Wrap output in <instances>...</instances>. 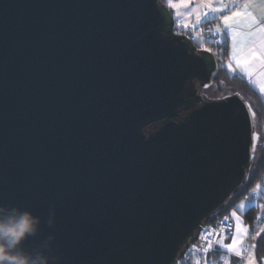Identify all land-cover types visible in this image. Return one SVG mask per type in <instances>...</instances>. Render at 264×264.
<instances>
[{"label": "water", "instance_id": "95a60500", "mask_svg": "<svg viewBox=\"0 0 264 264\" xmlns=\"http://www.w3.org/2000/svg\"><path fill=\"white\" fill-rule=\"evenodd\" d=\"M174 23L160 0H0V204L41 219L26 249L177 264L247 180L255 115L201 95L219 65Z\"/></svg>", "mask_w": 264, "mask_h": 264}, {"label": "trees", "instance_id": "16d2710c", "mask_svg": "<svg viewBox=\"0 0 264 264\" xmlns=\"http://www.w3.org/2000/svg\"><path fill=\"white\" fill-rule=\"evenodd\" d=\"M165 1L166 0H160L162 4H165ZM192 23L194 24V21H192ZM200 24H202V22ZM200 24L197 27L199 29H197L198 31L201 30ZM216 25L218 24L215 20V27ZM215 27L211 25V21L209 20L203 24L202 32H206L208 37L211 32L215 31ZM179 32L186 35L193 33V30L182 29ZM222 39L223 42L215 46V48L211 51L219 65L218 70L212 77V85L216 86L218 91H223L220 89V86L222 84L225 85L232 90L229 94L238 93L241 95L243 100L249 104L255 115V130L258 133L259 142L255 151L254 159L251 163L247 180L230 197L223 208L211 215L209 220L206 222V225L215 224L223 216H229L230 212L235 210L237 205L240 204L243 199H245L247 196H250V198L253 197L251 192L257 187V185H259L261 188L259 190L260 195L257 197V200L258 202H264V105L257 94L241 78L226 71L225 64L227 62V43L223 37ZM203 43H207L206 39H204ZM257 211L258 207L250 206L241 214L244 223L249 227L250 230L252 229L257 218ZM254 251L258 260L264 258V232L261 233L257 238Z\"/></svg>", "mask_w": 264, "mask_h": 264}, {"label": "crops", "instance_id": "0c3cea01", "mask_svg": "<svg viewBox=\"0 0 264 264\" xmlns=\"http://www.w3.org/2000/svg\"><path fill=\"white\" fill-rule=\"evenodd\" d=\"M228 1L227 4H225L227 5V9L222 13L223 15H229L230 11L241 10L244 8L245 4L250 3L249 11H251L252 14L257 17V19H260L261 16H264V11H262V8H264V0ZM222 14L217 13L219 17H221ZM217 24L221 28L220 35L226 40L227 43L226 63L231 69V74H235L239 78H241L257 94L264 105V31L259 30L260 25L248 28L244 23L238 22L233 25L234 30L239 33L234 41L230 34H225L224 25L221 18L219 19ZM261 24H264V21H261ZM248 33L252 34L248 35ZM239 205L240 204H238L236 209L231 212H236V214L240 217L241 227L247 230L246 234H244L242 237L243 250L245 246H248V248L250 247L252 240L250 242H247L250 229L244 223L241 217V214L243 212H240L238 210ZM231 219L234 222V232L236 222L234 218ZM224 243H230V238L229 240H224ZM218 248L220 252L215 257V260L217 262L223 259L226 260V264H236L238 262L239 256L235 255L234 253H230L227 250L220 248L219 246ZM248 255L249 252L247 253L246 259Z\"/></svg>", "mask_w": 264, "mask_h": 264}, {"label": "snow or ice", "instance_id": "6c2138e0", "mask_svg": "<svg viewBox=\"0 0 264 264\" xmlns=\"http://www.w3.org/2000/svg\"><path fill=\"white\" fill-rule=\"evenodd\" d=\"M190 0H166V6L170 9L174 10L173 19L175 20V27L177 29H192L193 32L197 31V25L202 22V20H207L210 14L215 13H223L227 9V5H223L221 7H214L212 5L211 0H207L206 3L198 4L195 7L189 8ZM250 3L244 5V8L237 11H230L229 15H221V20L224 25L225 34H230L235 41L236 37L239 33L234 30L233 25L241 22L244 23L248 28H252L254 26L260 25L259 30L264 31V24H261V21H264V16H261L260 19H257L256 16L249 11ZM202 9H207L208 11H203ZM264 11V8H262ZM195 16L196 24H193L191 18ZM200 31H203L202 29ZM221 34V28L219 25L215 27V35L219 36ZM252 33H248L251 35ZM208 87V85H205ZM259 187V185H257ZM243 208V205H240ZM264 208V205L261 206ZM232 217L235 220V231L228 236V232L231 231V225H226L225 229H223V235L214 230L202 231V239L206 242L205 245L202 246L204 262L205 264H209L207 260V255L209 250L213 248V244L211 243L210 237L212 235L219 236L217 240V245L220 248L227 250L230 253H234L237 256L242 255V237L246 234V229H243L240 224V217L236 214V212H232ZM228 218L225 217V220ZM230 238V243L225 244L224 240ZM198 246L193 245L192 251L195 253L197 251ZM194 264H200V258L197 257L194 261ZM247 264H255V260L252 257H249Z\"/></svg>", "mask_w": 264, "mask_h": 264}, {"label": "clouds", "instance_id": "9594fccd", "mask_svg": "<svg viewBox=\"0 0 264 264\" xmlns=\"http://www.w3.org/2000/svg\"><path fill=\"white\" fill-rule=\"evenodd\" d=\"M53 223L54 216L50 215L48 224ZM40 225L41 219L31 211L0 204V264H59L60 257L52 252V237L32 250L23 246L39 233Z\"/></svg>", "mask_w": 264, "mask_h": 264}, {"label": "rangeland", "instance_id": "374dc122", "mask_svg": "<svg viewBox=\"0 0 264 264\" xmlns=\"http://www.w3.org/2000/svg\"><path fill=\"white\" fill-rule=\"evenodd\" d=\"M227 1L228 0H211L212 5L214 7H221L222 4L223 5L227 4ZM206 2H207V0H190L189 8L195 7L198 4H202V3H206ZM165 4H166V1H165ZM168 9L172 12V16H173L174 10L173 9H170V8H168ZM202 10H204V9H202ZM216 14L217 13L210 14L208 16L207 20H202V24H200L201 29L203 27V24L205 22L209 21V20L211 21V25L213 27H215V17H216ZM191 21H194V22L196 21L195 20V16H193L191 18ZM179 30L180 29H177L175 27V23H174V31H175V33L176 32H179ZM198 32H202V31H198ZM189 34H191V33H189ZM203 36L204 35H202V34H199L198 35L197 42L199 44H198L197 47L200 48V49H204V50H208L209 51V45L207 43L206 44L203 43L204 42L202 40L203 39ZM206 41H207V39H206ZM225 69H226V71H228L231 74V69L229 68V66L227 65V63L225 64ZM220 89H222L223 91H218L217 90V87L214 86V85H212L211 88H210V90H209V97L211 99H220L222 96L228 95L232 91L231 89H229L228 87H226L223 84L220 86ZM260 189H261L260 187H256L251 192V195H253V197L250 198V196L249 197L247 196L245 199H243L241 201L240 205L242 204L243 205V208H241L240 205L238 206V210L240 212H244L249 206H256V207H258L256 221L261 220V215L264 214V208L261 207L262 205H264V202H258V200H257V197L260 195V191H259ZM230 217L233 218L232 217V212L230 213ZM263 232H264V222L261 224L260 227L257 226L256 224H254V226L252 227V229L249 231V238H248L247 242H250L252 240V243H251V245L249 247V251H248L249 252V255H248L247 259L245 258V260L243 261V264H247V261H248L249 257L254 258L255 264H264V258H262L261 260H258L256 258V256H255V251H254V247H255L256 240L260 236V234L263 233Z\"/></svg>", "mask_w": 264, "mask_h": 264}, {"label": "built area", "instance_id": "2783aa9c", "mask_svg": "<svg viewBox=\"0 0 264 264\" xmlns=\"http://www.w3.org/2000/svg\"><path fill=\"white\" fill-rule=\"evenodd\" d=\"M219 19L220 17L216 14L215 20L218 22ZM221 42H223L221 35L217 36L215 35V31L211 32L210 35L207 37V44L209 45V51L211 52L215 48V46H217ZM225 217H227L228 219L225 220ZM263 222H264V214L261 215V220L258 221L255 220L254 224L260 227ZM226 225H231V231L228 232V236L230 237L234 229V222L230 216H223L221 219L217 221V223L206 225L199 233L198 241L194 244L198 246L197 251L194 253L191 249L190 252L185 254V256L177 262V264H194V261L196 260L197 257L200 258V264H205L202 246L205 245L206 242L202 239V231L214 230L215 232H218L221 235H223V229H225ZM210 239H211V243L213 244V248L209 250V253L207 255V260L209 264H226L227 262L225 259L219 262L215 260V257L220 252L216 243L217 240L219 239V236L214 234L210 237ZM225 240H229V238ZM248 251H249L248 246H245L242 250V255L238 257V262L236 264H243V261L245 260Z\"/></svg>", "mask_w": 264, "mask_h": 264}, {"label": "flooded vegetation", "instance_id": "af4514ba", "mask_svg": "<svg viewBox=\"0 0 264 264\" xmlns=\"http://www.w3.org/2000/svg\"><path fill=\"white\" fill-rule=\"evenodd\" d=\"M177 33V35H180V36H186V37H188V38H190L191 39V41H192V43L195 45V46H198V42H197V38H198V35L199 34H204V37H203V41H204V39H207V34H206V32H198V31H195V32H193V33H191V34H182V33H180V32H176ZM211 86H212V83H211ZM211 86H209L208 88H206V89H201V91H200V93H201V95L206 99V100H214V99H211L210 97H209V90H210V88H211Z\"/></svg>", "mask_w": 264, "mask_h": 264}]
</instances>
